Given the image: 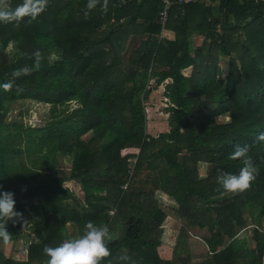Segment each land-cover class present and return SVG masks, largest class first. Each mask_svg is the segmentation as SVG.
Returning <instances> with one entry per match:
<instances>
[{
    "label": "trees",
    "instance_id": "1",
    "mask_svg": "<svg viewBox=\"0 0 264 264\" xmlns=\"http://www.w3.org/2000/svg\"><path fill=\"white\" fill-rule=\"evenodd\" d=\"M89 2L46 0L35 19L0 22V190L21 213L0 217L9 232L0 264H47L43 249L82 235L88 221L109 229L101 264H264V0L175 3L165 24L162 0ZM19 3L0 0V8ZM153 79L168 80L169 130L158 135L147 131ZM27 99L50 104L44 125L7 120ZM245 144L255 178L227 192L217 176L238 173L242 162L230 153ZM130 148L139 151L122 154ZM60 157L72 160L67 176L56 174ZM157 191L188 230L208 231L204 261L160 254L167 212ZM27 218L38 240L19 260L3 247L31 237Z\"/></svg>",
    "mask_w": 264,
    "mask_h": 264
},
{
    "label": "rangeland",
    "instance_id": "2",
    "mask_svg": "<svg viewBox=\"0 0 264 264\" xmlns=\"http://www.w3.org/2000/svg\"><path fill=\"white\" fill-rule=\"evenodd\" d=\"M106 27H103L105 29ZM163 36L167 39H173L174 35L171 32L164 31ZM195 45H201L204 43L203 36H195L194 39ZM53 58H56L55 55H52ZM229 58L221 59L220 63L224 69V75H226L229 69ZM192 68L189 67L184 70L186 75H190ZM155 79L151 81V88L148 100L145 102L146 105V113H147V131L151 135H158L161 131L169 130L168 124V113H166V107L168 105V100L164 95L165 85L168 82L165 81L161 85L156 86ZM77 106V103H73L71 108ZM50 119V104H46L43 102H37L35 100L27 99L25 101L16 102V104L11 107V110L7 114V120H16L17 122H23L32 126H41L44 125ZM205 124H198L199 128H204ZM85 136L83 137V139ZM138 148H130L127 150H123L122 154L125 155L127 153H138ZM135 160V157L131 159ZM72 166V160L67 157H60L59 159V167L56 169V174L59 176H67L70 174ZM200 175L205 176L208 171V164L205 162L199 163ZM144 174V173H143ZM144 176V175H143ZM64 185L71 189L75 190V186L72 181H65ZM140 187V186H139ZM148 185L146 188H150ZM157 198L160 200V203L164 206L165 211L167 212V217L165 222L163 223V232L162 239L163 245L160 247V252L162 255L166 256L168 254L169 259H172L176 256H189L190 260L193 263L202 262L209 255L208 249L205 246V243L202 240L203 235L207 234V230L203 231H190L185 226V221L180 219L177 211V204H175L174 200L171 199L166 194H163L160 191L156 192ZM263 221L258 224L262 226ZM29 221H25L24 229L31 237L25 236L20 242H18L15 246L8 245L3 247L5 253L8 256H12L15 259H26L27 258V247L28 240L38 239L33 236L31 233L32 230ZM196 233L198 235H196ZM248 237L251 235L250 229H246L242 235ZM76 236L75 238H78ZM251 242V240H250ZM249 242V243H250ZM251 244L254 245L253 242Z\"/></svg>",
    "mask_w": 264,
    "mask_h": 264
},
{
    "label": "clouds",
    "instance_id": "3",
    "mask_svg": "<svg viewBox=\"0 0 264 264\" xmlns=\"http://www.w3.org/2000/svg\"><path fill=\"white\" fill-rule=\"evenodd\" d=\"M94 0L87 5L93 7ZM46 6V0H22L10 10L0 8V22H19L24 17L35 19ZM8 85H3L7 87ZM257 140L264 141V131H261ZM248 145H237L230 153L232 159L239 158L242 167L238 173L220 172L217 181L227 192L242 191L249 187L255 178V168L248 156ZM2 188V186H0ZM16 201L14 194L0 190V217H20L21 213L15 210ZM9 232L5 225L0 224V239L8 240ZM109 229L106 225H97L88 221L83 228L82 235L78 238H69L55 247L46 246L43 251L48 257L47 264H101L104 257L109 256L106 241Z\"/></svg>",
    "mask_w": 264,
    "mask_h": 264
},
{
    "label": "built area",
    "instance_id": "4",
    "mask_svg": "<svg viewBox=\"0 0 264 264\" xmlns=\"http://www.w3.org/2000/svg\"><path fill=\"white\" fill-rule=\"evenodd\" d=\"M129 1H131V0H115V3L118 6H123V5L127 4ZM198 1L199 0H162L163 8L160 11V19H161L162 23L163 24L166 23L168 16H169V11L175 3L190 4V3H196ZM124 186H127V184H125Z\"/></svg>",
    "mask_w": 264,
    "mask_h": 264
},
{
    "label": "crops",
    "instance_id": "5",
    "mask_svg": "<svg viewBox=\"0 0 264 264\" xmlns=\"http://www.w3.org/2000/svg\"><path fill=\"white\" fill-rule=\"evenodd\" d=\"M199 1H200V0H199ZM65 181H71V180H67V179H65V180L63 181V184H64ZM64 186H65V185H64ZM70 189H71V188H70ZM26 220L29 221L30 224H31V220H30V218H27ZM30 224H28V226H29ZM67 239H69V237H66L64 240H67ZM160 254H161V252H160ZM168 254H170V253H167L166 256H164V255H162V254H161V255H162L164 258H168V259H169L170 256H168Z\"/></svg>",
    "mask_w": 264,
    "mask_h": 264
}]
</instances>
